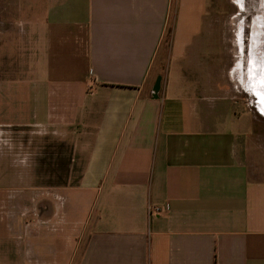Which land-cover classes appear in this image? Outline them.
Here are the masks:
<instances>
[{
	"label": "crops",
	"instance_id": "1",
	"mask_svg": "<svg viewBox=\"0 0 264 264\" xmlns=\"http://www.w3.org/2000/svg\"><path fill=\"white\" fill-rule=\"evenodd\" d=\"M41 4L33 63L0 53V264H264V169L224 69L199 68L208 0ZM45 140L67 146L61 183L36 184Z\"/></svg>",
	"mask_w": 264,
	"mask_h": 264
},
{
	"label": "rangeland",
	"instance_id": "2",
	"mask_svg": "<svg viewBox=\"0 0 264 264\" xmlns=\"http://www.w3.org/2000/svg\"><path fill=\"white\" fill-rule=\"evenodd\" d=\"M3 1L8 4L9 12L7 17L0 16V21L10 23V35L0 34V53L10 54L11 60L26 59L27 65H30L34 57L26 54L25 50L38 46V20L43 15L41 0ZM208 6V17L218 21L215 29L219 42L216 55L213 53L210 59L201 60L199 68L212 66L224 69V87L220 89L238 103L236 112L245 129L241 140L244 161L252 172L257 173L264 169V105L253 95V91L264 92V88L251 89L257 75L250 72L258 71L260 76L264 69V0H243L242 5L234 3V0H208ZM249 61L256 64H249ZM32 74V70L28 71L27 79L33 78ZM38 140L36 143H39ZM36 145L35 142L31 144L37 148ZM38 147L37 152L34 148L30 149L35 152L31 162L35 163L36 184L63 182L67 172V146L55 140H45L42 148L39 144ZM76 173L74 170V177Z\"/></svg>",
	"mask_w": 264,
	"mask_h": 264
},
{
	"label": "snow or ice",
	"instance_id": "3",
	"mask_svg": "<svg viewBox=\"0 0 264 264\" xmlns=\"http://www.w3.org/2000/svg\"><path fill=\"white\" fill-rule=\"evenodd\" d=\"M243 0H234V3L238 5H242ZM252 61H249V64H251ZM264 88V69L261 70L260 76L258 81H255L251 85V89L255 88ZM253 95H255L258 98V101L261 103V105H264V92L261 91H253Z\"/></svg>",
	"mask_w": 264,
	"mask_h": 264
},
{
	"label": "built area",
	"instance_id": "4",
	"mask_svg": "<svg viewBox=\"0 0 264 264\" xmlns=\"http://www.w3.org/2000/svg\"><path fill=\"white\" fill-rule=\"evenodd\" d=\"M148 214L161 215L168 210L167 204H150L147 207Z\"/></svg>",
	"mask_w": 264,
	"mask_h": 264
},
{
	"label": "bare ground",
	"instance_id": "5",
	"mask_svg": "<svg viewBox=\"0 0 264 264\" xmlns=\"http://www.w3.org/2000/svg\"><path fill=\"white\" fill-rule=\"evenodd\" d=\"M252 63H255V61L254 62H252ZM256 64V63H255ZM254 64V65H255ZM251 71V70H250ZM250 74H253V75H257V81H258V79H259V72L258 71H254V73L253 72H250Z\"/></svg>",
	"mask_w": 264,
	"mask_h": 264
}]
</instances>
